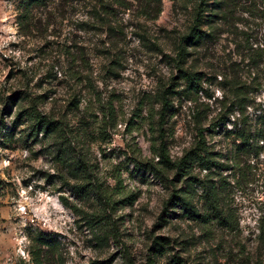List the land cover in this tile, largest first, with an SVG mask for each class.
Here are the masks:
<instances>
[{
  "label": "rangeland",
  "instance_id": "obj_1",
  "mask_svg": "<svg viewBox=\"0 0 264 264\" xmlns=\"http://www.w3.org/2000/svg\"><path fill=\"white\" fill-rule=\"evenodd\" d=\"M214 2L0 0V264H264V0Z\"/></svg>",
  "mask_w": 264,
  "mask_h": 264
},
{
  "label": "trees",
  "instance_id": "obj_2",
  "mask_svg": "<svg viewBox=\"0 0 264 264\" xmlns=\"http://www.w3.org/2000/svg\"><path fill=\"white\" fill-rule=\"evenodd\" d=\"M19 1V9L21 11V15H23L24 17H29V15L32 14L33 9L37 6L40 5H46L47 2L49 0H18ZM229 3V0H215L214 5L217 6V8L215 9V13H211L210 16L212 17H217L219 14L217 11H221V13L224 11L226 4ZM204 4H206L205 2H200L198 8H197V12L195 14V19H194V24L191 26L190 31L187 35L182 37V42L180 43V48H179V56H180V60L184 61L183 59L185 58V55H187L188 53H190L188 51L189 47H194L195 45H197L198 43L202 42V40L204 39V35L206 34L200 27L201 23L204 21V14L203 11H205L203 9ZM211 22L213 20H210ZM214 22V21H213ZM181 71L183 72V78L187 81V84L189 85V88L191 90H195V92H198L199 88L201 87V77L200 74L198 72H194V71H190V70H184L181 69ZM243 89V88H242ZM242 89H240V87L238 88V95H243ZM15 98V97H12ZM245 97L242 98V103L244 101ZM15 102V101H14ZM241 103V104H242ZM169 103L167 101L166 96H164V102H163V108H162V120L164 119V115H165V111L168 110L169 107ZM260 109V113L257 117L258 120V126L254 132V134H250V132H243V133H239V137L243 140L242 144H247L250 141H256L257 143L259 141H263L264 144V105L263 104H259ZM26 115L28 119H32L34 121L33 124V130L34 133L33 135L38 136V133L40 130H44L45 133H52V132H56L57 131V125H55V121L52 120L51 118H49L46 114H42L41 112L38 111V109L35 107L34 109L26 110L23 109L18 113L19 117H22ZM10 133V132H9ZM202 135V133H201ZM205 140L203 138L200 139L199 144H205L204 143ZM261 147L257 145V149ZM255 148V149H256ZM252 149H254V146H252ZM261 148H259L258 150H256V152L258 153L260 151ZM204 150V148H203ZM195 151L192 150L189 153H187L184 157L182 162L187 161V159H193L192 154H194ZM161 157L163 158V160L167 163H170V159L168 158V156H166L165 153H161L160 154ZM197 155V154H196ZM194 155V156H196ZM198 158L204 159L205 157H202L201 155H197ZM83 163V162H81ZM176 166H179L177 164H174ZM206 167L209 168V163L205 164ZM181 168V167H179ZM176 199H179L180 201H182V203L186 206H188L189 208L193 209V207L191 206L189 200L186 199H182L180 198V196L178 197V195H174L170 198V200L166 203V210L167 207L173 206L176 204ZM175 203V204H174ZM41 239H43L45 241V243H52V234L45 232V231H41L39 233Z\"/></svg>",
  "mask_w": 264,
  "mask_h": 264
}]
</instances>
